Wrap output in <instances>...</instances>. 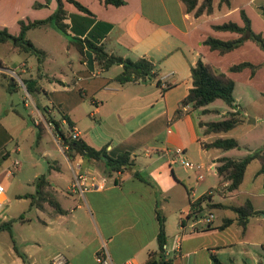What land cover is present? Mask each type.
Masks as SVG:
<instances>
[{"label": "crops", "instance_id": "crops-1", "mask_svg": "<svg viewBox=\"0 0 264 264\" xmlns=\"http://www.w3.org/2000/svg\"><path fill=\"white\" fill-rule=\"evenodd\" d=\"M44 1L0 0V28H6L10 34L16 35L19 31L18 20L26 22L48 17L56 7L55 0H48L41 7L33 6L35 2ZM75 1L88 12L62 0L65 11L63 21L70 35L100 44L107 53L132 60H148L161 86L156 85L154 79L145 77L118 82L115 76L120 71L119 64L100 68L88 49H83L80 58L63 36L66 40L63 50L67 53L73 50L76 56L69 58L71 78L68 81L65 80L67 77L63 79L48 75L54 77V80L48 82L56 84L62 92V99L56 100V110L68 115L76 137L94 148L104 146L111 157L124 151L129 152L133 164L121 171L104 175L100 172L99 161L65 155L60 138L54 132L63 158L60 162L52 156L51 164L45 172L47 201L41 207L30 204L33 206L31 216L25 217V220L34 229L25 233L21 230L13 232L11 224L8 231L0 230V234H7L8 240L4 254L0 251V264H50V257L57 252L65 257L64 264H94V254L101 243L105 245L111 264H145L148 252L156 249L157 214L164 220V255L165 259H170L169 264H186L190 255L194 264H210L211 253L222 263L261 264L259 256H264V218L260 214L249 217L244 229L234 220L219 228L225 218H235L230 206L240 205L244 200H249L254 210L264 212V172L259 171V162L256 159L250 160L236 189L226 191L222 186L225 182L216 186H201V180L193 181L179 160L185 159L201 165L207 163V167H212L214 171L216 157L238 158L249 150L264 147V134L252 138L256 143L253 146L237 142L243 147L244 153L231 156L228 152L234 148L219 150L202 146L203 142L222 134L200 135L196 121L203 119L194 117L195 110L185 105L175 117L174 111L190 87L189 67L198 58L224 72L218 64L220 62L215 64L207 59L210 55L222 57L227 52L218 55L201 41L208 35L226 40L237 34L213 30L211 25L227 20L241 25L240 9L248 18L254 16L259 20L264 19L261 10L264 8V0H237L233 5L232 0H229L228 5H218V0H212V11L198 16L185 12L179 0H123L124 3L118 6L104 4L101 0ZM232 14H238V18H230ZM249 23L251 26L250 18ZM38 28L54 30L48 23L29 28L25 34L33 44L28 34ZM254 32L264 37V26L263 30ZM248 42L254 44L245 40L239 46H245ZM2 44H8V49L17 52L10 43ZM40 49L44 51L45 58L47 50ZM23 55V59L15 66L19 75L34 76L31 72L34 56ZM240 61L258 65L253 74H250L248 68L238 72L230 71L237 74L247 70L249 80L264 66L261 53L258 60ZM4 69L0 62V181L7 179L9 174L21 172L22 167L19 166L11 173V163H6L4 159L10 151H18L15 136L9 127H14L13 131H16L17 124L24 118L12 111L11 94L6 89L10 74ZM226 74L233 78L229 73ZM52 88L47 92H56V88ZM17 94L25 107V97ZM83 96L88 97L86 108L82 107ZM233 99L240 108V100ZM37 101L41 106L45 105ZM244 103L245 107L251 104L256 108H264V88L255 87L253 98ZM53 108L54 104L47 108L46 114L53 116ZM35 111L43 121L36 108ZM257 114L251 122L264 124V109ZM91 116H97V119H90ZM82 117L87 122H83ZM43 123L45 130H53L51 124ZM64 126L65 121L61 119L60 128L63 130ZM175 148H180L181 152L175 153ZM75 171L94 177L99 187L87 188L82 196L69 191ZM192 173L195 177V172ZM36 176V173L32 174L33 178ZM101 177L104 181H100ZM208 190L213 192L206 201L199 203L201 210L187 216L190 211L189 202ZM33 193L19 194L18 199H28L30 203V198L25 195ZM5 199L3 193V201ZM171 202L177 205L165 212V205ZM205 203H211L212 208L206 209ZM205 211L213 215L207 226L197 221L198 215ZM6 221L8 218L2 213L0 222ZM175 236L179 239V247L172 250L171 242ZM1 237L6 239L5 235ZM249 249L253 250V254L247 259L244 255ZM40 250H44L41 257ZM222 254L224 256H220Z\"/></svg>", "mask_w": 264, "mask_h": 264}, {"label": "trees", "instance_id": "trees-1", "mask_svg": "<svg viewBox=\"0 0 264 264\" xmlns=\"http://www.w3.org/2000/svg\"><path fill=\"white\" fill-rule=\"evenodd\" d=\"M35 2L34 7H41L47 3ZM56 7L54 11L44 19H36L32 21L18 20L19 31L16 35L10 34L6 28H0V43H10L18 53L33 55L36 59V72L34 76L20 77V84H22L25 92L30 97L34 104V107L41 114L43 121L34 122L32 117L28 115V122L33 125L36 129V138L38 139L40 135L45 130L44 123L51 124L54 132L60 138V145L62 151L65 155H77L81 156L86 160L99 161L101 163L100 172L104 175H108L112 172L121 171L126 167L133 164V159L129 152H121L116 156L111 157L106 153L105 147L101 146L99 148H94L87 144L83 139L79 137L71 138L72 123L69 117L65 113H61L57 110L59 114V119L53 118L51 115H47L46 111L48 106H41L37 101V95L46 92L43 90L39 80L44 78L47 81L54 80V77H49L42 72V62L44 58V51L36 47L30 39L26 37V30L29 28L39 27L43 24H49L51 27L59 32L61 35L67 38L69 44L76 50L79 57L82 58L83 49L86 48L92 53V58L95 64L103 69L108 68L113 64L120 65V71L115 76V80L118 82H125L128 80H141L142 77L152 78L155 80V84L159 87L160 82L155 78L156 73L153 70V65L151 62L144 58H136L134 60L129 58H123L120 55L107 53L104 51L100 44H95L89 39H80L78 37L72 36L67 32L66 24L63 19L65 18V11L62 7V0H55ZM72 3L79 10L88 12L85 7H83L79 2L75 0H65ZM104 4H111L118 6L124 3L123 0H101ZM183 6L185 12H190L193 16H198L202 13H210L212 11V0H179ZM228 5L229 0H218V5ZM264 13V8H261ZM239 16L242 20V24L238 25L234 21L227 20L218 24L211 25L213 30L217 31H229L235 32L236 37L231 39H219L213 36H206L201 43L206 45L209 50L216 51L218 55H222L227 51L231 50L242 44L245 40H249L254 43L261 51L264 52V37L259 32H254L250 28L249 18L246 16L242 9L239 10ZM257 64H252L248 61H239L232 63L228 66L227 70L231 72L241 71L243 68H248L250 74H253L257 68ZM19 74V73H17ZM9 76V80L6 85L7 92L12 94L17 92L18 81H16L12 76ZM189 77H190V87L187 89L184 97L178 102L177 108L174 111V117L178 116L181 112L183 106L188 105L190 110H198L200 108V113H208L213 111L205 106L215 99H221L228 110L225 112L224 116L218 120H198L196 122V127L202 128V134H220L226 132L233 128L234 126L243 122V118L239 112L237 105L234 103L233 99V88L234 81L225 72L219 71L214 68L210 63L202 61L198 58L189 67ZM57 80V79H56ZM168 85H165V87ZM163 90V88H161ZM12 111L19 115L21 114L14 108ZM63 119L65 121V128L67 129L64 133L60 128V121ZM202 146L204 148H217L219 150H228L232 148H239L237 141L232 137H221L216 136L208 142H203ZM256 159L259 164L260 172H264V147H259L253 150L247 151L244 155L238 158H233L229 156H219L214 159V171L219 177L220 183L225 182L223 188L226 191H232L236 189L241 181L246 164L252 160ZM32 184L34 185V193L26 194V197L30 198V204L41 207L43 202H46V187L47 181L45 179V173L38 175L34 178ZM209 194L205 193L200 195L193 201L189 202L190 211L187 214H195V212L201 210L199 203L206 201ZM211 203H205V208H212ZM230 209L235 213V218H225L219 228H222L229 224L232 220L236 222L241 229H244L248 222L249 217L254 215H259L260 211L254 210L249 200H244L240 205L230 206ZM158 220V228L156 233V249L149 251L145 264H169L170 259H165L164 250L162 245L165 243L164 227H163V217L159 214L156 215ZM209 225V224H207ZM206 225V226H207ZM10 221L0 222V230H9ZM21 258L22 255L18 254ZM210 264H231L222 263L215 256V254H209Z\"/></svg>", "mask_w": 264, "mask_h": 264}, {"label": "rangeland", "instance_id": "rangeland-1", "mask_svg": "<svg viewBox=\"0 0 264 264\" xmlns=\"http://www.w3.org/2000/svg\"><path fill=\"white\" fill-rule=\"evenodd\" d=\"M214 2L216 0H213ZM238 2L237 0H232L231 5ZM238 15V14H237ZM236 14L229 15L230 18L237 19ZM251 20V29L253 31L257 30H263V20L264 19H257L254 16H249ZM28 36L34 41V44H36L40 48H45L47 50V55L44 58L43 66H42V72L47 75H52L56 77H60L68 81L70 79V69L68 66V62L70 56H76V52H73L71 50L70 53L65 52L63 50L64 43H66L65 38H63V35H61L56 30L52 29H43L38 28L34 29L32 32H29ZM8 44H2L0 45V62L3 64L4 69L7 73H9V70H13L15 72V75H11L14 79H16L19 82L17 92L25 97L24 100L27 102V105L24 107L27 114H29L30 117H32L33 120L36 122L40 121V116L35 111V107L33 102L31 101L30 97L25 92L22 84H20L19 78L21 75L17 74L19 71L16 69V65L19 61H21L24 57L22 53H17L14 50L8 49ZM241 45V44H240ZM259 53H261L264 56V52L261 51L255 44H249L246 43L245 46H237L235 48H232L231 50L227 51V53L222 56H214L210 55L207 59L211 62H215V64L218 63L220 68H223V71L225 73H229L233 78L234 81V88H233V98L236 100H240L239 105L241 106L239 109V112L241 114V117L243 118L242 124H238L231 128L230 130L226 132H222L220 134L221 137H232L234 138L239 144L249 143L250 145L256 144L255 141L252 139L254 136L257 135H263L264 134V124L260 122H251L252 119H254L255 116H257L258 112H261L264 108H256L249 104V106L245 107L244 102L246 100H249L253 98L254 88L262 87L264 88V66L262 67L261 71L258 72V74L254 77H251L250 80L247 79L248 71L245 70L241 73H231L227 70V65L232 64L235 62H238L242 59L247 60H258ZM71 54V55H70ZM24 61V60H23ZM27 65V62L24 61ZM75 62H77L75 58ZM36 64H35V58L33 57V65L31 67L32 74H35L36 72ZM24 67V66H21ZM27 67V66H26ZM115 67V66H112ZM111 67V69H113ZM25 68V67H24ZM20 73V72H19ZM10 74V73H9ZM42 88L47 92V90H52V87L56 88V92L53 93H46L38 94L37 99L39 102L44 105L50 107L52 104H54V111H53V117L55 119H59V114L55 108L57 106L56 100H61L62 92L60 87H58L56 84H51L48 81H45L44 78L39 80ZM53 85V86H52ZM1 92V91H0ZM79 94V93H78ZM82 95V94H81ZM84 104L82 105L83 108H86V103L88 102V97L83 96ZM10 100L12 102V94L10 96ZM53 102V103H52ZM208 109H212L213 111L208 113H200L199 110H195L194 117L196 119H203V120H218L224 116L225 112L228 110V107L225 105V103L221 99H215L212 102L208 103L206 106ZM20 117V116H18ZM21 122L17 124L16 131L14 130V127H9L12 131V134L15 136L14 141L16 140V144L18 146V151H10L7 158L4 159L6 163H12L13 159H17L20 162L21 172H17L16 174H9L7 179H4V181H0L1 185L3 186V193L6 196V199L2 202L1 208L2 213L8 218V221H10L11 231L17 232L21 230V232H28L31 229H34L35 227L31 224H27L25 217L31 216V210L33 209V206L30 205L29 200L26 199H18L19 194L22 193H29L34 191V185L32 184L34 178L32 177L33 173H36L37 175L44 174L48 170V165L51 164L52 156L59 159L61 162V159L63 158V153L61 151L59 140H57L53 135L55 134L53 130L48 131L44 130L43 133L40 135V137L36 138V129L33 125H31L27 119L21 118ZM83 122H87V120L82 117L81 118ZM90 119H97V116H91ZM202 120V121H203ZM198 121V120H197ZM196 121V122H197ZM250 121V122H249ZM82 122V123H83ZM63 132H66L65 126L63 127ZM200 135L202 134V128L199 130ZM16 134V135H15ZM208 135H218V134H208ZM231 156H238L239 154L244 153L243 147L239 146V148H234L231 150V152H228ZM188 170V169H187ZM190 175L191 179L194 181L195 177L191 170L187 171ZM201 173L203 174V182L201 180V186L206 185H213L216 186L218 183H220V179L213 171L212 167H207V163H204L201 168ZM191 198V196H190ZM177 204L174 202L168 203L165 205L164 211L167 212L169 208H173ZM230 213V212H229ZM34 221V220H33ZM32 221V222H33ZM34 223V222H33ZM10 228V227H9ZM2 233V232H1ZM180 233V232H179ZM1 235H5V238H2ZM7 234L4 232L0 234V251L3 253L5 244H7ZM264 244V240H263ZM248 248H251V246H246ZM44 250H40L39 257L43 256ZM201 253V252H199ZM172 254V253H171ZM251 254H253V250L249 249L246 254L244 255L247 259H250ZM220 256H224L223 254ZM236 256V255H235ZM3 259H5V256H2ZM237 259V257H235ZM261 258V264H264V256H259ZM226 262V259H223ZM196 262V261H195ZM197 263V262H196ZM195 263V264H196ZM229 263V262H227ZM231 263V262H230ZM186 264H194L192 262V256L190 255L187 258Z\"/></svg>", "mask_w": 264, "mask_h": 264}, {"label": "built area", "instance_id": "built-area-1", "mask_svg": "<svg viewBox=\"0 0 264 264\" xmlns=\"http://www.w3.org/2000/svg\"><path fill=\"white\" fill-rule=\"evenodd\" d=\"M8 72L10 73V75H15V72L13 70H9ZM76 136H77L76 132L71 131V138H75ZM174 152L180 153L181 149L175 148ZM179 162L182 165V167H184L185 169L195 172L196 180L203 179V174L201 173L202 165L200 163L187 161L185 159H180ZM19 166H20V162L16 158L13 159L11 163L10 172L13 173L16 169H18ZM100 181H104V178L101 177ZM97 187H99V183L94 179V177L92 176L88 177L87 175L80 173L78 171L73 172L72 181L69 186V191L82 196L83 192L87 188H97ZM217 190H221V189L217 188ZM212 192H213L212 190H208L206 193L211 194ZM2 201H3V186L0 183V219L2 216V208H1ZM212 217L213 215L211 212L205 211L202 214L198 215L197 221L207 225L211 221ZM178 247H179V239L178 237L175 236L171 242V249L177 250ZM162 249L165 252L166 247L164 244L162 245ZM49 263L50 264H64L65 257L63 256L62 253L57 252L50 257ZM94 264H111L107 251L105 249L104 243H101V245L99 246V248L96 250L94 254Z\"/></svg>", "mask_w": 264, "mask_h": 264}, {"label": "water", "instance_id": "water-1", "mask_svg": "<svg viewBox=\"0 0 264 264\" xmlns=\"http://www.w3.org/2000/svg\"><path fill=\"white\" fill-rule=\"evenodd\" d=\"M12 104H13V108L16 109L21 114L22 117H24L25 119H28V114L25 111L23 102L21 101L17 92L12 93ZM260 216L264 218V212L260 213Z\"/></svg>", "mask_w": 264, "mask_h": 264}]
</instances>
